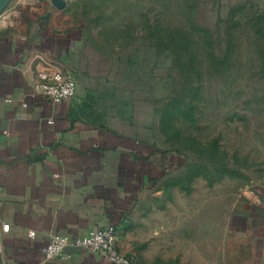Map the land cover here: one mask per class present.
<instances>
[{"label":"crops","instance_id":"1","mask_svg":"<svg viewBox=\"0 0 264 264\" xmlns=\"http://www.w3.org/2000/svg\"><path fill=\"white\" fill-rule=\"evenodd\" d=\"M59 1L0 0V264H109L83 249L42 255L51 236L105 227L135 264H264V176H210L87 120L76 79L70 100L33 93L56 70L76 78L89 21L106 6Z\"/></svg>","mask_w":264,"mask_h":264},{"label":"rangeland","instance_id":"2","mask_svg":"<svg viewBox=\"0 0 264 264\" xmlns=\"http://www.w3.org/2000/svg\"><path fill=\"white\" fill-rule=\"evenodd\" d=\"M105 5L75 78L81 114L173 152L178 165L261 180L264 0Z\"/></svg>","mask_w":264,"mask_h":264},{"label":"built area","instance_id":"3","mask_svg":"<svg viewBox=\"0 0 264 264\" xmlns=\"http://www.w3.org/2000/svg\"><path fill=\"white\" fill-rule=\"evenodd\" d=\"M32 91L35 95L45 97L52 103L70 100L76 95V81L72 74L56 70L49 74L46 81L33 84ZM9 225H3L2 231L8 232ZM33 238L35 233L29 232ZM113 229L105 227L95 229L75 238L64 236H51L42 248L45 261L65 259L66 249L87 250L97 255L109 264H135L134 261L120 254L112 243Z\"/></svg>","mask_w":264,"mask_h":264},{"label":"water","instance_id":"4","mask_svg":"<svg viewBox=\"0 0 264 264\" xmlns=\"http://www.w3.org/2000/svg\"><path fill=\"white\" fill-rule=\"evenodd\" d=\"M52 3L59 6V7L61 6L59 0H52Z\"/></svg>","mask_w":264,"mask_h":264}]
</instances>
